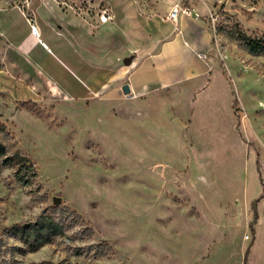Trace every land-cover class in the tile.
<instances>
[{
  "label": "rangeland",
  "instance_id": "374dc122",
  "mask_svg": "<svg viewBox=\"0 0 264 264\" xmlns=\"http://www.w3.org/2000/svg\"><path fill=\"white\" fill-rule=\"evenodd\" d=\"M68 1L0 0V138L38 171L0 167V264H264V0H206L217 71L148 95L92 92Z\"/></svg>",
  "mask_w": 264,
  "mask_h": 264
},
{
  "label": "crops",
  "instance_id": "0c3cea01",
  "mask_svg": "<svg viewBox=\"0 0 264 264\" xmlns=\"http://www.w3.org/2000/svg\"><path fill=\"white\" fill-rule=\"evenodd\" d=\"M179 1L162 0L151 9L141 0L68 1L73 9H90L102 26L96 43L86 46L89 57L83 62L92 71V92L128 84L131 94L148 95L217 71L210 4L185 1L200 16L180 14L176 22L165 18ZM104 13H112L113 19L103 20ZM72 43L76 51L82 45L76 38Z\"/></svg>",
  "mask_w": 264,
  "mask_h": 264
},
{
  "label": "trees",
  "instance_id": "16d2710c",
  "mask_svg": "<svg viewBox=\"0 0 264 264\" xmlns=\"http://www.w3.org/2000/svg\"><path fill=\"white\" fill-rule=\"evenodd\" d=\"M237 38L242 40L252 52L264 51V35L258 38L247 36L242 31L236 33ZM0 133H4L11 138V133L5 123L0 122ZM5 139V140H4ZM13 143H8L6 138H0V167L15 168L14 175L18 182L22 185L29 186L38 177L36 165L30 157L16 149L11 151ZM54 224L49 222L43 229L47 230L44 235L51 234L54 230Z\"/></svg>",
  "mask_w": 264,
  "mask_h": 264
},
{
  "label": "built area",
  "instance_id": "2783aa9c",
  "mask_svg": "<svg viewBox=\"0 0 264 264\" xmlns=\"http://www.w3.org/2000/svg\"><path fill=\"white\" fill-rule=\"evenodd\" d=\"M180 14L200 16V13L198 11H196L190 4H188L185 1H179L167 13L165 18L176 22L178 20V17ZM210 18L213 22L216 21V17L214 15V13H212V12H210ZM102 19L103 20L113 19V14L112 13H104L102 15ZM32 31L34 34L38 33V29H37L36 25H34V24H32Z\"/></svg>",
  "mask_w": 264,
  "mask_h": 264
},
{
  "label": "water",
  "instance_id": "95a60500",
  "mask_svg": "<svg viewBox=\"0 0 264 264\" xmlns=\"http://www.w3.org/2000/svg\"><path fill=\"white\" fill-rule=\"evenodd\" d=\"M122 89H123V91H124L125 93H130V87H129L128 84H124V85L122 86ZM54 201H55L56 203H59V202L61 201V198H60V197H56V198L54 199Z\"/></svg>",
  "mask_w": 264,
  "mask_h": 264
}]
</instances>
